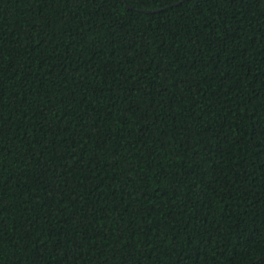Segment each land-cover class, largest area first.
I'll list each match as a JSON object with an SVG mask.
<instances>
[{"label":"trees","instance_id":"trees-1","mask_svg":"<svg viewBox=\"0 0 264 264\" xmlns=\"http://www.w3.org/2000/svg\"><path fill=\"white\" fill-rule=\"evenodd\" d=\"M0 264H264V0H0Z\"/></svg>","mask_w":264,"mask_h":264}]
</instances>
